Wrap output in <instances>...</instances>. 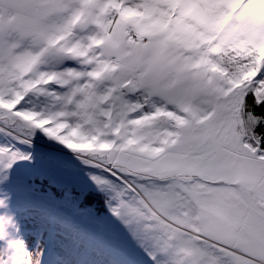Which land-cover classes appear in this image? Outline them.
I'll use <instances>...</instances> for the list:
<instances>
[{
	"label": "snow or ice",
	"instance_id": "snow-or-ice-1",
	"mask_svg": "<svg viewBox=\"0 0 264 264\" xmlns=\"http://www.w3.org/2000/svg\"><path fill=\"white\" fill-rule=\"evenodd\" d=\"M37 134L106 197L51 264L85 234L109 264H264V0H0V183ZM18 233L0 264H41Z\"/></svg>",
	"mask_w": 264,
	"mask_h": 264
},
{
	"label": "rangeland",
	"instance_id": "rangeland-1",
	"mask_svg": "<svg viewBox=\"0 0 264 264\" xmlns=\"http://www.w3.org/2000/svg\"><path fill=\"white\" fill-rule=\"evenodd\" d=\"M4 142L5 138L0 137V143ZM21 151L30 152L32 159L31 162L19 161L11 169L8 181L0 183V199H6L8 205L6 209L0 208V215L7 213L13 217L19 228L18 235L26 241L29 248H35L39 244L43 250L41 264H51L54 254H62L60 246L64 237L59 226L61 218L68 217V208L65 212L64 208H59L52 213L48 206L40 205L44 200L47 201V197L39 189L40 186L35 184V177L45 175L69 185L77 181L78 185L85 187L95 185L89 179L91 170L75 154L40 134L33 140L31 148H22ZM73 207L75 206L69 208L74 214L72 217L77 216V219L83 220L78 215L77 208ZM85 236L86 234L78 237L83 241L84 247L74 264H109L110 254L103 238L92 241Z\"/></svg>",
	"mask_w": 264,
	"mask_h": 264
},
{
	"label": "trees",
	"instance_id": "trees-1",
	"mask_svg": "<svg viewBox=\"0 0 264 264\" xmlns=\"http://www.w3.org/2000/svg\"><path fill=\"white\" fill-rule=\"evenodd\" d=\"M34 182L36 185H39L42 192L46 193L47 201L44 200L43 203H39L40 205L48 206L52 213H55L59 210V208H68V217L74 216L73 212L69 211V208L73 206V208L77 209H86L90 208L95 217L103 218L107 216V209L105 207V193L99 190L97 187L88 185L82 186L77 183L73 185H69V183L61 182L54 180L53 178H47V176L35 177ZM82 197V199H81ZM51 206V207H50ZM67 216V215H65ZM77 217V216H76ZM86 224V228L88 224L86 221H83ZM87 240H99L103 238L105 242V246L108 244V238L106 237H89L85 236ZM88 243H90L88 241Z\"/></svg>",
	"mask_w": 264,
	"mask_h": 264
}]
</instances>
